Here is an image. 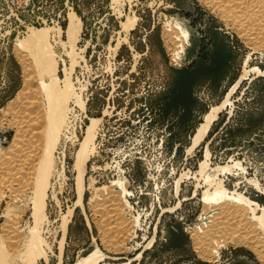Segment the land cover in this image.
Segmentation results:
<instances>
[{
  "label": "rangeland",
  "instance_id": "rangeland-1",
  "mask_svg": "<svg viewBox=\"0 0 264 264\" xmlns=\"http://www.w3.org/2000/svg\"><path fill=\"white\" fill-rule=\"evenodd\" d=\"M213 8L203 0H0V130L14 129L26 79L17 41L31 29L61 30L48 41L56 74L84 105L81 110L71 97L66 102L69 114L51 150L40 226L32 205L27 207L28 192L13 202L5 192L0 241L3 226L13 220L24 235L39 226L42 252L31 264H75L97 251L103 256L97 264H212L217 252L212 242L211 251L200 252L201 231L210 224L203 216L213 209L219 188L227 197L247 199L264 219V40L244 39ZM70 13L81 21L75 55L60 44L67 42ZM127 18L135 19L129 30ZM175 22L186 29V39ZM171 34L180 37L175 57ZM68 52L76 57L69 61ZM223 103L192 147L204 116ZM92 119L99 122L80 198L74 158ZM116 186L124 190L135 227L117 243L121 247H108L102 240L108 221L93 205L117 192ZM69 213L64 234L62 218ZM220 240L218 264H264L263 252L253 247L257 240Z\"/></svg>",
  "mask_w": 264,
  "mask_h": 264
},
{
  "label": "bare ground",
  "instance_id": "bare-ground-1",
  "mask_svg": "<svg viewBox=\"0 0 264 264\" xmlns=\"http://www.w3.org/2000/svg\"><path fill=\"white\" fill-rule=\"evenodd\" d=\"M224 1L225 3L222 4V0H203L207 6H213L218 12L222 13L221 16L228 17L226 18L228 22L230 21V23L238 27L237 29L240 30L244 39H258L257 41L259 42L260 40L263 41L264 0ZM227 2L228 4L232 2L231 4H234V8L236 9L232 10L230 6L226 4ZM80 22L81 21H79L74 13H70L68 16L67 29L65 31L67 42L62 43L59 41L62 45L67 44L68 49H70L69 52L72 51L73 54L75 42L81 30ZM134 23V18H127L125 29L129 30L133 28ZM174 24L180 36L186 39V29L179 23L175 22ZM51 32L52 37H58L61 30L49 29L47 31L46 29L45 31L31 29L24 41H17L19 48L20 46L23 47L22 49H17L19 52L17 54L26 74L24 82L25 87L23 86L24 89L22 88L20 95H17L23 102L20 101L21 105L17 108V111L15 110L16 112H14V129L11 130L9 127H6L8 130H0L2 134H0V146L5 145V142L8 143L11 140L5 151L0 153V195L7 192L6 195L13 202L16 199L22 198V196L28 192V198H26L27 207L28 205H32L31 207H33L34 211L33 219H35V222L39 226L43 221L41 218L44 208L43 198L45 197L47 188L46 177L49 170L52 169L50 167L52 161L51 150L53 149L55 141H58L57 135L60 134L66 124L65 113L69 114V109L66 107L68 105L67 103L70 102L71 98H74L71 96H75L70 83L67 80H61V82L57 77L56 57L52 53L48 42ZM171 35L172 36H169V44L173 49L170 50H172V56L175 57V55L178 54L177 48L180 50L179 47H177V45H179L178 38L180 37H174L175 34L174 36L173 34ZM69 52L67 54H69L68 59L71 56V59H69L70 61L72 60L73 54L70 55ZM248 72L247 70L242 72L235 85L229 91V94ZM35 80L36 85L32 86V82ZM58 83L62 84L61 88H59ZM229 94H227V97ZM40 98L43 102V108ZM74 99H78L79 101L74 100L73 104L75 105L76 103L75 106H79L81 110H84L83 102H80L79 97ZM17 100H19V98ZM224 105L225 103L219 107L210 109L204 116L203 123L196 129V133L192 138V147L194 145L196 146L207 134L211 123L214 122L213 120L216 118L217 113L220 109H223ZM32 106H36V110L33 112L27 111L31 109ZM98 122L99 120H89L84 137L80 142L74 158V169L78 174L76 176L78 177L77 186H79L77 190H79L80 198H82L83 192L81 191V185L85 170V161L92 153ZM9 130L13 133L11 134ZM71 135H73V133H71ZM49 167L51 169H49ZM116 187L118 188L119 186ZM215 193L214 199H216V202L214 203L213 209L209 211L206 210L208 214L204 212L205 215L203 218L206 223L210 224H208L206 228L203 226L205 230L203 229V231H201L203 233L201 238L203 239L201 242L203 247L200 248V252L208 253V246H211L209 244L213 242V238H219L223 239L224 243L227 239L230 242H232V240L233 242L237 240L246 244H251L253 240H257V245L253 247L255 251L257 250V253L260 251L261 253L263 252L262 254L264 255V219L262 217L259 219V217L255 216L256 208H253L252 204L247 199L239 195L235 194L231 197H227L226 192L220 188ZM222 200L227 201L222 203ZM218 202L221 203L218 204ZM94 204L93 206L95 207H93V211L104 214L106 222L108 221V223L102 225L105 226L103 229L106 234V237H102L103 244L108 247H119L120 244L117 243L126 240L127 235L130 234L129 232H131V230L133 231V229H131L133 226L132 219L129 218L127 214V205H125L124 190L118 188L117 192L106 194L101 199L100 203ZM69 217L70 213L62 218V231L64 234L67 229L66 224ZM17 222L10 220V222L5 223L2 228V236L5 238L0 241V264H17L18 261L20 264H31L34 258L36 259L39 257L42 252L40 249L41 245L39 246L41 240L38 238V241V233H36V230H39V226L37 227L38 229L34 227L35 230L30 229V231L24 235L20 229H17L18 226L16 227L15 225ZM36 223H34V225ZM247 232L248 235L244 236V233ZM220 241L222 242V240ZM258 248H260V250ZM209 250L211 251V249ZM97 253H92L84 258H80L75 264H97L103 257L98 251Z\"/></svg>",
  "mask_w": 264,
  "mask_h": 264
},
{
  "label": "built area",
  "instance_id": "built-area-1",
  "mask_svg": "<svg viewBox=\"0 0 264 264\" xmlns=\"http://www.w3.org/2000/svg\"><path fill=\"white\" fill-rule=\"evenodd\" d=\"M219 240V238H216V240L212 242V247H214L213 251L217 252V255H213L211 257L212 260L210 261V263L212 264H218L220 247L222 245V242H220Z\"/></svg>",
  "mask_w": 264,
  "mask_h": 264
},
{
  "label": "water",
  "instance_id": "water-1",
  "mask_svg": "<svg viewBox=\"0 0 264 264\" xmlns=\"http://www.w3.org/2000/svg\"><path fill=\"white\" fill-rule=\"evenodd\" d=\"M1 134V133H0ZM2 135V134H1Z\"/></svg>",
  "mask_w": 264,
  "mask_h": 264
}]
</instances>
